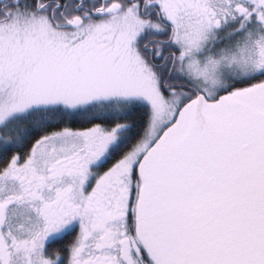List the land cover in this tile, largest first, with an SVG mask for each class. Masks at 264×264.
Instances as JSON below:
<instances>
[{"label":"snow or ice","instance_id":"6c2138e0","mask_svg":"<svg viewBox=\"0 0 264 264\" xmlns=\"http://www.w3.org/2000/svg\"><path fill=\"white\" fill-rule=\"evenodd\" d=\"M0 264H264V0H0Z\"/></svg>","mask_w":264,"mask_h":264}]
</instances>
